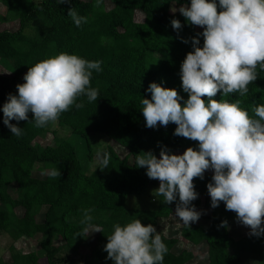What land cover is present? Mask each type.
Returning <instances> with one entry per match:
<instances>
[{"label": "trees", "instance_id": "trees-1", "mask_svg": "<svg viewBox=\"0 0 264 264\" xmlns=\"http://www.w3.org/2000/svg\"><path fill=\"white\" fill-rule=\"evenodd\" d=\"M0 1L11 13H0V24L8 20L18 22L14 30L0 29V63L4 66V71H0V108L9 94H16V85L24 83L28 68L39 61L61 52L100 61L102 70L93 71L90 80V86L98 89L97 101L89 103L80 97L77 103L84 107L71 106L56 122L85 138L89 157L93 156L89 144L92 132L107 134L120 149L108 144L102 150L110 155L108 167L101 170L97 165L86 173L74 143L67 138L57 137L53 131L52 143H35L37 137L50 132L53 122L37 128L29 112L28 121H10L22 128V135L16 137L3 124L0 111V231L13 240L11 264H113L103 251L113 225L124 226L139 219L142 225L155 226L159 218L175 213V203L166 205L163 197L157 195L154 208L126 205L130 194L159 186L158 180L147 177L145 168L137 167L136 154L151 151L159 158L161 147L172 154H182L185 149L198 146L196 141L174 135L176 125L172 122L166 127L159 123L156 128L146 127L140 111L141 99H151V93L146 91L151 82L175 89L183 100L188 98L181 88L180 64L192 51L191 38L203 29L188 24L176 11L190 0H102L99 7L95 6L96 0H71L67 4L57 0ZM69 8L86 16L87 22L76 27L67 16ZM136 12L142 14L141 21L136 19ZM172 19L181 22L179 32L173 30ZM198 39L202 46L203 37ZM150 60L154 62L151 67L147 65ZM248 87L246 98L235 94L223 99H242L241 107L252 115V106L264 104V72ZM201 99L207 106V98ZM212 99L219 101L220 93ZM183 100L178 102L183 105ZM36 166L48 172L57 167L61 175L51 178L47 172L42 178L36 177ZM212 174L209 169L203 179H193L198 198L191 202L197 211L203 207L209 210L208 223H191L189 228L183 225L180 237L194 246L206 244L205 264H245L244 254L255 256V264H264V236L233 237L229 224L237 220L236 214L226 210L223 202L211 207L206 185ZM85 209H93L90 226L81 223ZM223 221L227 222L226 227L221 226ZM92 227L101 232L95 234L89 252H85ZM36 235H40L38 245L43 255L17 251V241ZM161 238L168 248L163 264H186L194 259L189 249L174 252L179 237ZM66 249L82 257L62 254Z\"/></svg>", "mask_w": 264, "mask_h": 264}, {"label": "clouds", "instance_id": "clouds-1", "mask_svg": "<svg viewBox=\"0 0 264 264\" xmlns=\"http://www.w3.org/2000/svg\"><path fill=\"white\" fill-rule=\"evenodd\" d=\"M101 3L96 0L95 6ZM177 10L188 24L203 29L191 38L192 51L180 64L181 88L188 98L183 100L175 89L151 82L146 89L151 99H141L140 111L146 127L156 128L158 123L166 127L172 122L174 135L196 141L198 146L182 154L161 147L159 158L151 151L141 152L136 154V165L146 169L149 179L159 181L156 195L166 205L175 203L174 216L188 228L201 216L191 204L198 198L193 179H203L205 171L212 170L206 185L211 207L223 202L249 228L250 235L264 236V104L252 106L250 115L241 107L242 99H223L235 94L246 98L248 86L264 72V0H190ZM67 16L76 27L87 22L74 8L68 9ZM170 23L177 32L182 28L177 19ZM101 70L100 61L64 52L35 63L24 74V83L16 85V94H9L0 108L3 124L20 137L22 128L10 121H28L29 112L34 126L44 128L71 106L84 107L77 103L80 97L96 102L99 92L90 86V80L93 71ZM218 92L221 99H212ZM201 97L207 98V106ZM96 160L97 168L104 170L110 155L98 150ZM48 175L59 178L61 173L54 167ZM92 211L82 210V224L90 226ZM221 226L226 227L227 222ZM106 237L103 251L113 264H163L168 252L155 227L142 225L139 219L113 225Z\"/></svg>", "mask_w": 264, "mask_h": 264}, {"label": "rangeland", "instance_id": "rangeland-1", "mask_svg": "<svg viewBox=\"0 0 264 264\" xmlns=\"http://www.w3.org/2000/svg\"><path fill=\"white\" fill-rule=\"evenodd\" d=\"M38 1V0H34ZM107 6H110L109 3H107ZM178 9V8H177ZM0 13L6 14L7 16H10L11 13L7 12L6 8L2 5L0 1ZM135 17L138 21H141L143 16L140 12H136ZM18 27V22L16 20H8L7 22H3L0 24V29H10L14 30ZM198 28H200L198 26ZM148 66H153V61H148ZM4 66L0 63V71H4ZM50 132L47 133L44 136L37 137L35 139V143L37 145H46L53 142L54 136L53 131L55 132V135L57 137L61 138H67L69 141L73 142L76 147V153L79 157L83 168L86 173H91L92 170L98 165L96 160V153L98 150H103L106 148L108 144L113 145L117 150L120 151L117 144L113 141L109 140V137L107 134L103 132H92L89 135V144L90 149L93 153L92 157H89V146L87 145V142L85 138L77 133H73L71 128L67 125H59L57 122H53L49 126ZM175 154H180V151L174 152ZM48 172V170H42L39 166H36L33 174L36 177H44L45 174ZM155 187L149 186L147 190L140 194H130L126 199V205L129 207H138L142 209H148V208H154L156 205L155 199L156 193H155ZM12 194L15 196L16 192L13 191ZM21 210H17L18 213H20ZM201 216L197 222H201L203 224L208 223L207 215L209 213V210L203 207L201 210ZM38 219H42V215L38 217ZM196 223V222H195ZM183 224L179 221L178 218L174 216V214H171L166 217H161L158 219L157 224L154 226L156 231L161 235H169V236H176L179 237V243L174 247L175 252H180L183 248L191 250L195 258L186 263V264H205L207 262V247L205 243H201L197 246H194L190 244L188 241L184 240L182 237H180V232ZM96 228H90L89 229V240L86 243L85 252H89L91 243L93 241V238L97 232H94ZM229 231L230 234L235 237L239 238L243 235L249 234V228L243 226L240 224L237 220L231 221L229 224ZM40 238V235H36L34 238H22L21 240L16 242V249L20 253H27L29 251H36L39 254L43 255V252L40 250L38 245V239ZM61 243V240H57V243ZM12 238L5 233L4 231H0V262L1 264H11L12 257ZM82 253V252H81ZM62 254L72 256L76 259H79L82 257L81 254L74 253L70 251L69 249L63 250ZM256 257L248 254H244L243 256V263L245 264H255L256 263Z\"/></svg>", "mask_w": 264, "mask_h": 264}, {"label": "crops", "instance_id": "crops-1", "mask_svg": "<svg viewBox=\"0 0 264 264\" xmlns=\"http://www.w3.org/2000/svg\"><path fill=\"white\" fill-rule=\"evenodd\" d=\"M175 252V251H174ZM177 253V252H176ZM194 258H195V256H194Z\"/></svg>", "mask_w": 264, "mask_h": 264}]
</instances>
